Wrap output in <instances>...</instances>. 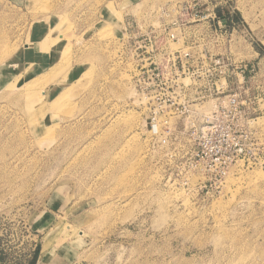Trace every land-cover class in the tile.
Returning a JSON list of instances; mask_svg holds the SVG:
<instances>
[{"label":"rangeland","instance_id":"1","mask_svg":"<svg viewBox=\"0 0 264 264\" xmlns=\"http://www.w3.org/2000/svg\"><path fill=\"white\" fill-rule=\"evenodd\" d=\"M194 1L0 0V264H264V0H223L229 27L206 17L217 0L193 22ZM141 49L169 67L180 53L188 89L149 88ZM220 70L248 152L209 193L187 190L172 183L193 104ZM180 99L163 148L151 132Z\"/></svg>","mask_w":264,"mask_h":264},{"label":"built area","instance_id":"2","mask_svg":"<svg viewBox=\"0 0 264 264\" xmlns=\"http://www.w3.org/2000/svg\"><path fill=\"white\" fill-rule=\"evenodd\" d=\"M201 7L202 4L198 0H195L189 6H184L186 10H191L190 15L193 22L200 21L202 18ZM212 7L211 13L206 16L212 23L229 27L236 21V14L233 15L224 8L223 0H217ZM169 36L173 41L177 40L174 31H170ZM156 38L157 35L154 39ZM142 42L145 44L146 49L152 48V35L147 34ZM136 43L135 38L132 39L134 49ZM141 50L148 53H132L131 66L134 72L140 73L142 77L147 75L150 81L147 83L149 88L159 87L160 83L166 84L167 87H169V83H172L170 86L177 83L175 92L178 95H181L183 90L188 89L191 83L187 84L179 81L181 75L184 74V68L177 64L178 60L182 58L180 53H166L167 63L172 65L169 67L158 63L157 60L161 53H155L153 49L152 51ZM191 56L192 53L188 52L184 55V57ZM220 62V59L215 61L216 64H220ZM171 74H173L172 77ZM206 82L208 102L212 101L210 106L212 109H206L205 105L208 102L205 103V101L193 104L199 107L194 108L195 122L191 125L192 131L190 134H186L191 139L189 140L191 143L184 147L183 162L179 164L180 179H176L172 184L180 185L187 190L193 187L198 192L207 190L206 192L209 193L208 188L211 186V182L218 185L222 184L232 166L245 158L248 152L247 141L249 135L244 128L250 124V120L241 109L242 103L238 95L225 94L229 83L227 71L220 70L215 75L214 72H210L206 76ZM205 97L202 96V99ZM199 99L200 97H197L194 100ZM185 103V99L183 101L180 99L178 102L174 101L169 105H165L166 114L158 120L168 124L169 130L161 134L159 128L153 127L151 140L155 139L153 140L154 143L157 140L161 147L167 148L169 146L170 134L176 131V126L173 130L171 125L174 122L177 123L181 116L188 112ZM193 140L198 142L195 143ZM170 180L171 175L168 176L167 182H170Z\"/></svg>","mask_w":264,"mask_h":264},{"label":"trees","instance_id":"3","mask_svg":"<svg viewBox=\"0 0 264 264\" xmlns=\"http://www.w3.org/2000/svg\"><path fill=\"white\" fill-rule=\"evenodd\" d=\"M235 18H236V20H238V19H239V16L237 15V13H236V15H235Z\"/></svg>","mask_w":264,"mask_h":264},{"label":"bare ground","instance_id":"4","mask_svg":"<svg viewBox=\"0 0 264 264\" xmlns=\"http://www.w3.org/2000/svg\"><path fill=\"white\" fill-rule=\"evenodd\" d=\"M131 115V114H130ZM49 240V239H48Z\"/></svg>","mask_w":264,"mask_h":264}]
</instances>
